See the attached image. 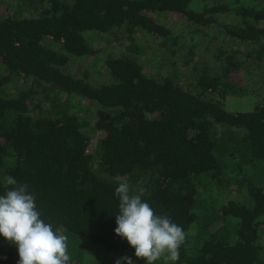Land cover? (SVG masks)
Masks as SVG:
<instances>
[{
	"label": "trees",
	"instance_id": "obj_1",
	"mask_svg": "<svg viewBox=\"0 0 264 264\" xmlns=\"http://www.w3.org/2000/svg\"><path fill=\"white\" fill-rule=\"evenodd\" d=\"M210 34L218 70L183 75ZM247 60L264 63V0H0V195L26 183L70 264H146L114 231L125 181L183 228L175 264H264V97L227 104Z\"/></svg>",
	"mask_w": 264,
	"mask_h": 264
},
{
	"label": "clouds",
	"instance_id": "obj_2",
	"mask_svg": "<svg viewBox=\"0 0 264 264\" xmlns=\"http://www.w3.org/2000/svg\"><path fill=\"white\" fill-rule=\"evenodd\" d=\"M3 195H0V236L16 246L17 264H70L68 237L54 231L51 223L42 219L36 196L26 183L6 175ZM119 213L115 215V234L127 240L135 249V257L146 264L163 259L164 264L179 260V249L186 233L167 215L156 214L152 206L134 194L128 182L115 189ZM115 264H134L124 255Z\"/></svg>",
	"mask_w": 264,
	"mask_h": 264
},
{
	"label": "rangeland",
	"instance_id": "obj_3",
	"mask_svg": "<svg viewBox=\"0 0 264 264\" xmlns=\"http://www.w3.org/2000/svg\"><path fill=\"white\" fill-rule=\"evenodd\" d=\"M181 18H176L172 21H175V23L180 27L179 30L182 29L183 25H185L186 21L185 20H180ZM168 20V18L166 19ZM177 29V28H176ZM217 33V32H215ZM184 35H187L186 33H183ZM219 35V34H217ZM215 35V36H217ZM141 41L148 46L149 48L151 47V44L147 42L146 37H141ZM220 38L218 40L214 39V36L210 34L209 36L206 37L205 42H199L196 48V55H194L193 60L189 65H185L181 63V59L177 58L176 59V66L181 67L184 66L186 69V72H183V75H187L188 77H193L196 72L201 71L202 69H206L211 72H215V70H218V66L220 63V60L217 59L216 53L218 54L217 47L215 45L220 44ZM210 41H207L209 40ZM228 50H234V49H239L243 51L244 47L240 46L239 44L232 42L228 43ZM206 46H209L208 50H206ZM164 62V61H163ZM165 63V62H164ZM168 64V63H165ZM82 69H85L86 66H83V63H74V72H78ZM160 67H163V63H161L160 66H157L156 68L154 67H146L145 69H149L152 72L154 71L155 74H163V69H160ZM90 68V67H89ZM168 69L171 70L172 67L168 65ZM92 72V77L96 78L98 77V72L94 68H90ZM173 70V69H172ZM195 71V73H194ZM101 74V73H100ZM239 75V76H238ZM236 77H239L240 83L245 85L248 90L249 94L246 96H243V98L239 100H230L229 106L233 108H237L236 110L243 109L245 111L251 110L254 107V100L255 98L252 96H256L257 98L262 99L264 97V63H258L257 62H252L250 60L246 61L245 64V69H243L242 72H239ZM105 78V77H104Z\"/></svg>",
	"mask_w": 264,
	"mask_h": 264
}]
</instances>
